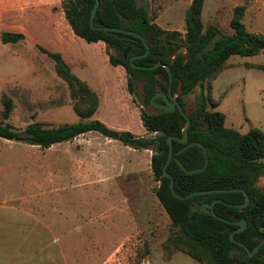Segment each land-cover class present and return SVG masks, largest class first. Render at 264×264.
I'll return each instance as SVG.
<instances>
[{"label":"rangeland","instance_id":"1","mask_svg":"<svg viewBox=\"0 0 264 264\" xmlns=\"http://www.w3.org/2000/svg\"><path fill=\"white\" fill-rule=\"evenodd\" d=\"M190 2L137 0L161 28L181 33ZM243 3L246 28L264 32V0H204V27L215 24L221 34L230 33L232 10ZM62 6V0H0V36L3 31L23 35L14 43L0 40V121L4 92L14 102L7 121L17 129L34 121L56 126L78 120L67 85L44 48L61 52L97 93L93 118L146 136L141 112L153 110L144 101L143 78H136L130 91L125 67L110 61L114 50L77 36ZM227 62L231 66L212 81L213 99L227 125L241 133L254 127L264 133V69L251 66H264V51L233 54ZM200 90L198 85L183 97L188 111ZM151 153L94 131L48 148L0 137V228L24 225L23 231L10 230L9 237L40 241L24 246L26 264L36 263L31 256L38 251L40 264H200L181 251L168 257L162 248L170 220L154 193ZM257 185L264 189V177Z\"/></svg>","mask_w":264,"mask_h":264},{"label":"trees","instance_id":"2","mask_svg":"<svg viewBox=\"0 0 264 264\" xmlns=\"http://www.w3.org/2000/svg\"><path fill=\"white\" fill-rule=\"evenodd\" d=\"M62 1L65 18L77 36L87 42L101 41L114 50L116 55H111L110 61L125 67L129 75L127 82L130 91L134 89L135 79L143 78L142 94L150 108L151 97L158 91H167L164 80H168V72L163 65L169 66L172 93L190 118L188 142H201L207 149L209 159L203 171L187 174L178 166L176 159L185 168L194 169L203 164L204 154L198 146H190L179 152L184 144L172 138L173 155L166 171L173 177L175 191L186 195L199 190L243 188L249 196V203L244 209L228 205L244 202V194L240 191L210 192L186 199L175 197L169 187L170 179L163 175L162 168L168 154L167 138L181 137L180 112L177 109L161 113H156L155 109L142 110L141 123L146 136L112 128L93 118L99 107L97 93L71 70L57 51L42 48L52 60L57 76L65 81L78 120L56 126L34 121L23 129H17L7 121L14 102L4 92L1 96L0 137L48 148L55 143L94 131L133 149H148L152 152L151 174L158 182L154 193L170 220V232L162 244L168 257L181 251L200 264H264V244L249 256L229 236L239 225L226 223L211 213H202L201 207H198L216 200L213 204L216 215L228 220L244 219L246 226L234 232L233 238L243 242L250 250L264 239V189L257 185L258 179L264 177V133L256 127L241 133L225 126V115L215 109L217 102L211 95L212 81L222 70L231 66L227 62L231 55L252 56L264 51V32L249 31L243 22L246 5L234 6L229 21L232 30L228 34H221L215 24L204 27L201 20L204 0H191L185 10L184 33H181L161 28L149 17L146 7L138 4L137 0H99L95 19L105 26L133 30L146 39L148 55L135 58L133 63L150 66V60L153 59L154 63L160 62L161 65L145 69L132 66L129 61L131 55H141L146 51L140 38L91 28L89 17L95 0ZM22 38L21 33L10 31H3L0 36L2 43H14ZM148 38H151L150 42ZM126 48L131 55L124 57ZM132 50L135 52L132 53ZM251 66L264 69L261 65ZM198 85L201 90L195 96V108L188 111L183 97ZM206 125L208 128L205 131H193L204 129ZM230 249L240 251L230 257Z\"/></svg>","mask_w":264,"mask_h":264},{"label":"water","instance_id":"3","mask_svg":"<svg viewBox=\"0 0 264 264\" xmlns=\"http://www.w3.org/2000/svg\"><path fill=\"white\" fill-rule=\"evenodd\" d=\"M99 4V0H95V3L91 9L90 12V17H89V23L91 28L93 29H97V30H104V31H111V32H121V33H125V34H130L133 36H136L138 38H140L145 47H146V51L144 54L141 55H132L129 58V61L131 63L132 66H137V67H142L145 69H154L156 67H158L159 65H161L160 62L154 63V60L152 59L150 62L152 63V65L150 66H140V65H135L133 63V60L137 57H141V56H147L148 52H149V46L148 43L146 41V39L139 33L133 31V30H128V29H124V28H120V27H115V26H105L102 24V22H100L99 20L95 19V15H96V10H97V6ZM149 42L151 41V38L147 39ZM127 48L124 50V57L126 56V52H127ZM167 72H168V80H164V82L167 84V91H158L156 92L150 99V104L156 109V113H161V112H169V111H174L175 109H177L180 114L182 115V119L180 121V125L182 126V130H181V137L177 138V137H173V136H169L167 138V142H168V154H167V158L165 160V163L163 165V175L166 177H169L170 182H169V187L171 190V193L179 198V199H186L189 197H192L194 195H198V194H206V193H210V192H229V191H240L244 194V202L242 204H231L229 203L228 205L232 206V207H236L238 209H244L248 203H249V196L247 195V193L245 192V190L243 188H231V189H212V190H199V191H194L191 193H188L186 195H180L178 194L175 189H174V181H173V177L166 171L167 165L169 164V162L172 159V155H173V149H172V144H171V139L175 138L177 139L180 143L184 144V146L180 149L179 152L185 150L186 148L190 147V146H198L200 147L201 151L204 154V162L200 167L194 168V169H187L184 167V165L178 160L176 159V163L178 164V166L184 170L187 174H193L196 172H200L203 171L207 165H208V153H207V149L206 147L198 141H192V142H188V129L190 128V118L188 116V114L184 111L183 106L180 104V102L177 100L176 96H174V94L172 93V73L169 69L168 65H163ZM156 99H162V101L160 102H156ZM208 125H206V127L204 129H193L194 132H200V131H205L207 130ZM216 200H213L211 203H203L201 205L200 208V212L202 213H211L213 214L215 217L219 218L220 220L226 222V223H233V224H237L239 225V228L231 231L229 236L231 238L232 241H234L237 245L241 246L249 256L253 255L255 252H257L259 250V248L264 244V239L260 240L257 245L250 250L243 242H241L240 240H236L233 238V234L236 231H241L243 230V228L246 226V221L244 219L241 220H228L224 217H220L218 215H216V213L214 212L213 209V204ZM240 250L239 249H230L228 254L230 257H234V253H238Z\"/></svg>","mask_w":264,"mask_h":264},{"label":"crops","instance_id":"4","mask_svg":"<svg viewBox=\"0 0 264 264\" xmlns=\"http://www.w3.org/2000/svg\"><path fill=\"white\" fill-rule=\"evenodd\" d=\"M98 42H101V41H98ZM52 51H56V50H52ZM57 52H59V51H57ZM59 53L61 54V52H59ZM62 57H63V55H62ZM63 59L70 65L71 70L73 71L74 64L70 61H67L64 57H63ZM216 102H217V106L215 107V109L219 111L220 110L218 108L219 102L218 101H216ZM224 124L227 127L233 128V126L227 125L226 114H225ZM32 228H34V227H32ZM46 228L52 230V229H56V226L49 225V226H46ZM10 230H22L23 231V230H25V226L20 225V224H14V225L9 224L6 228H4V227L0 228V264H26L25 263L24 246L26 244L29 246L30 245L36 246V245L40 244V241L37 239L36 240H34V239L26 240L23 237V235H21V236L17 235L16 237H14V236L9 237V231ZM53 242H57V240L54 239ZM39 253H40L39 251L36 254L34 252L32 253L31 257H33V259L36 258V263L33 260L32 264H37V263L40 264V254Z\"/></svg>","mask_w":264,"mask_h":264},{"label":"flooded vegetation","instance_id":"5","mask_svg":"<svg viewBox=\"0 0 264 264\" xmlns=\"http://www.w3.org/2000/svg\"><path fill=\"white\" fill-rule=\"evenodd\" d=\"M135 52V50H132V53H134ZM151 61V60H150ZM162 100V99H161ZM152 109H155L153 106H152ZM156 110V109H155Z\"/></svg>","mask_w":264,"mask_h":264}]
</instances>
